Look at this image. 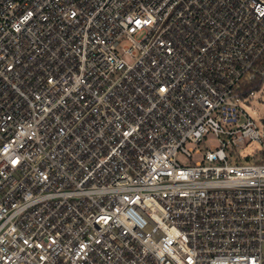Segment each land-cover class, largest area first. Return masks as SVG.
Listing matches in <instances>:
<instances>
[{
  "label": "built area",
  "instance_id": "built-area-1",
  "mask_svg": "<svg viewBox=\"0 0 264 264\" xmlns=\"http://www.w3.org/2000/svg\"><path fill=\"white\" fill-rule=\"evenodd\" d=\"M262 88L264 0H0V264H264Z\"/></svg>",
  "mask_w": 264,
  "mask_h": 264
},
{
  "label": "rangeland",
  "instance_id": "rangeland-1",
  "mask_svg": "<svg viewBox=\"0 0 264 264\" xmlns=\"http://www.w3.org/2000/svg\"><path fill=\"white\" fill-rule=\"evenodd\" d=\"M250 106L248 107L249 111L255 110L256 113L253 114L256 118L259 116L264 117V88L261 90L256 91L251 100H250ZM215 143L214 140L208 141V144ZM262 150V145L258 141L251 140L248 142V144L244 145L239 149V152L241 156L247 157L242 158L241 161L249 162V161H255V159L259 158L260 151ZM196 158H199L200 156H195ZM184 163H188V161H183Z\"/></svg>",
  "mask_w": 264,
  "mask_h": 264
}]
</instances>
